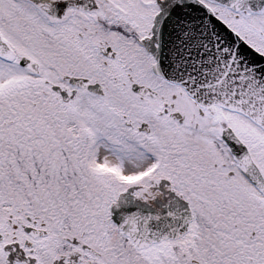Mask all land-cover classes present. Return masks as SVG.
<instances>
[{"label":"snow or ice","instance_id":"1","mask_svg":"<svg viewBox=\"0 0 264 264\" xmlns=\"http://www.w3.org/2000/svg\"><path fill=\"white\" fill-rule=\"evenodd\" d=\"M0 264H264V0H0Z\"/></svg>","mask_w":264,"mask_h":264}]
</instances>
